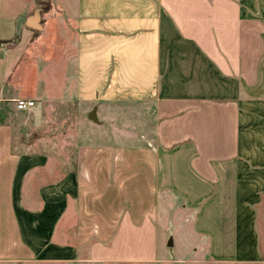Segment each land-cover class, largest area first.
<instances>
[{"label": "crops", "instance_id": "obj_1", "mask_svg": "<svg viewBox=\"0 0 264 264\" xmlns=\"http://www.w3.org/2000/svg\"><path fill=\"white\" fill-rule=\"evenodd\" d=\"M46 4L43 40L28 0H0V264L152 263L163 192L198 208L214 261L264 264V0ZM18 97L39 127L54 99L146 105L154 133L80 145L54 168L16 151Z\"/></svg>", "mask_w": 264, "mask_h": 264}, {"label": "rangeland", "instance_id": "obj_2", "mask_svg": "<svg viewBox=\"0 0 264 264\" xmlns=\"http://www.w3.org/2000/svg\"><path fill=\"white\" fill-rule=\"evenodd\" d=\"M30 13L40 6L47 5L51 0H28ZM55 1V0H54ZM42 21L45 22L44 12ZM47 26V25H46ZM54 29V27H52ZM47 29L35 31L38 35L44 34ZM55 34H58L59 26ZM25 65L22 64L23 69ZM40 70V69H39ZM41 75V73H40ZM37 72L25 81V88L37 85ZM60 79V75H49ZM37 80V81H36ZM24 88V89H25ZM6 107V113L14 124L16 137V151L23 149H43L40 152L42 161L46 160L49 166L60 169V165L75 158L76 147L89 146L100 142L114 141L115 143L139 144L151 140L154 133V120L148 106L132 105L130 102L110 106L106 104L81 105L63 104L60 99L45 103L43 122L41 127L35 126L34 108L17 110L13 102ZM98 109L99 122L95 123L87 117L89 110ZM72 118V119H70ZM35 134L30 142H24L23 137ZM39 134H48V138L36 137ZM45 167V166H44ZM42 169V168H41ZM60 171V170H59ZM160 212L156 218L159 229V258L149 264H221L214 261L209 250V238L205 233L194 229V219L198 208L190 209L185 206L184 200L176 195L163 192L160 200ZM213 260V261H210ZM48 264V263H27ZM119 264V263H118ZM136 264V263H135ZM236 264V263H234Z\"/></svg>", "mask_w": 264, "mask_h": 264}, {"label": "water", "instance_id": "obj_3", "mask_svg": "<svg viewBox=\"0 0 264 264\" xmlns=\"http://www.w3.org/2000/svg\"><path fill=\"white\" fill-rule=\"evenodd\" d=\"M47 7L40 6L36 8L33 12H31L25 21V24L27 27L33 29V30H42L43 24H42V13L46 11ZM89 118L93 121H98L97 115H96V109H93L89 113ZM35 136V134L30 135L29 137H24V142H30L31 138Z\"/></svg>", "mask_w": 264, "mask_h": 264}, {"label": "built area", "instance_id": "obj_4", "mask_svg": "<svg viewBox=\"0 0 264 264\" xmlns=\"http://www.w3.org/2000/svg\"><path fill=\"white\" fill-rule=\"evenodd\" d=\"M16 108L24 110L35 105V100L30 98L18 97L14 99Z\"/></svg>", "mask_w": 264, "mask_h": 264}]
</instances>
